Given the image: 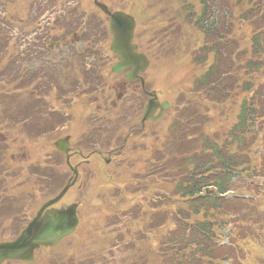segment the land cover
I'll return each instance as SVG.
<instances>
[{
  "label": "trees",
  "instance_id": "trees-1",
  "mask_svg": "<svg viewBox=\"0 0 264 264\" xmlns=\"http://www.w3.org/2000/svg\"><path fill=\"white\" fill-rule=\"evenodd\" d=\"M153 1L179 5L187 18L168 14L171 23L181 22L201 35L202 47L196 54L191 51L198 76L163 147L157 142L141 147L128 158L137 159L142 152L148 159L117 164L109 217L123 227L95 243L89 255H77L75 264H143L140 253L148 238L143 240L132 227L142 219L147 230L158 216H164V223L150 231L158 241L147 264H264V0ZM134 166L140 174L122 183V177L134 174ZM26 168H18L12 184L34 176L26 175ZM33 187L25 185V190ZM161 194L169 195L168 207L156 205ZM125 229L128 233L120 238ZM52 262L62 264L60 259Z\"/></svg>",
  "mask_w": 264,
  "mask_h": 264
},
{
  "label": "rangeland",
  "instance_id": "rangeland-1",
  "mask_svg": "<svg viewBox=\"0 0 264 264\" xmlns=\"http://www.w3.org/2000/svg\"><path fill=\"white\" fill-rule=\"evenodd\" d=\"M85 5H88V2L91 3L90 0H84ZM113 7L116 9H120L121 7H126L127 9L131 10L135 15L138 17V23L140 25V32L143 31V29L147 28V31L150 33L151 36L158 35L156 39H150L154 41L153 46H157L156 50L153 51V53H156L158 56L161 57L159 59L158 57L152 58L151 57V65L150 69L148 70L147 75H145V81H146V92L152 93L155 92L158 97L159 101H169V103L172 106V109L169 110L166 113V118L161 122L157 124H147L145 130H141L140 122L141 118L144 113V109L148 103L149 98H146L142 93L141 89L138 90L136 95L141 98L138 102H135L137 97H135L133 102V108L132 111H130V114L124 115L122 112L123 109H121V106L123 104H118L117 106V96L118 92H113V81L114 78L110 76V78H107L108 74L107 71H104V73L99 72L96 69V73L94 74V78L101 77L100 74L104 76L105 82L103 85L106 84V79L109 81V86L106 87L108 93L104 94V98L107 101V105L105 109L108 108V112H105V116L109 118L108 125V134L107 132L103 133V137H101V141L99 142V149L111 151L115 149H119V147H122L125 143L126 137L130 135V132L132 129H137L135 131L136 133H132L133 136L139 135L138 145L140 147H152L155 142H157L158 145H161L162 148L163 145L166 143L165 134L168 131V127L172 123V121L175 119L177 114V111L180 110L179 107L185 105L187 103L188 99V93L190 88L192 87L193 81L197 75L196 68L194 67L193 62L195 60V54L199 47L203 45V39L201 38V35L196 32V30L193 27H188L186 25H182L181 22L177 23H171V19L168 18V14L172 16L176 13V16L180 18H187V14L179 10V5H173L169 4L166 5L165 3L162 5H159L157 1L153 0H107ZM168 10V11H167ZM145 13V14H144ZM1 17L3 21H6L5 13H1ZM234 17H239V14L234 13ZM45 21V20H44ZM183 29V30H182ZM248 34L249 29L243 28ZM171 35V37L169 36ZM239 37H243L242 33H239ZM154 38V37H152ZM145 42V41H144ZM179 47L178 52L175 51L174 47ZM146 50L145 48H143ZM195 51V54H191V51ZM107 57H102L105 61L106 67L109 66L112 62H114V59L111 54H109L106 51ZM55 55V61L54 63L50 64V67L53 70L50 71H56L59 70V75L56 74V76L59 78V84L61 92H66L72 89L73 81L71 80L73 76L71 77V68H68L66 65H62L58 62L57 57L58 55ZM150 55V54H149ZM51 60V59H49ZM92 64L96 62L94 58H91ZM46 61V59H44ZM43 61V62H44ZM106 61H110L109 64ZM208 63H211V59L208 60ZM8 64V54L5 58V60L2 63V66ZM74 68H79L78 65H74ZM48 67V66H47ZM108 69V68H107ZM78 70V69H77ZM66 71H69L70 73H66ZM9 72V71H8ZM53 72V73H54ZM15 74H11L13 77ZM55 75V73H54ZM68 75V76H65ZM65 76V77H63ZM79 79H82L81 74L77 77ZM68 79V80H67ZM121 80V77H119ZM139 85L138 83L134 84ZM131 86V85H130ZM100 89V87L98 86ZM131 88V87H129ZM87 88H81V91H85ZM112 89V90H111ZM41 86L38 87H25L23 90L19 91L15 88H12V91H0V93L3 94L2 99H6V102H8V106L17 109V112L24 117V119H28L32 125L33 129H30L31 136L35 138L36 143L33 145H28L26 147L21 146L16 148L14 150V155L17 157L18 161L23 162L24 165H33V166H39L40 164H43L48 161L49 155L55 154L54 150L48 145V142L53 144V142L61 135L56 134H49L53 131V125L55 117L44 116V112L32 105L31 103H43L48 102L49 105L59 110L61 106L57 103V96L56 93L53 92V94L47 98H44V94L40 96H32L33 92L38 91L41 92ZM63 90V91H62ZM90 90L86 91V94L83 96H79V93L76 95H72L70 97V101L72 103H75L78 105V108H76L74 111H82L84 112H92V116L88 118L86 121L82 120L83 118L77 117L74 120L73 126L68 129L66 134H69L73 142H84V136L90 135V126L92 124V119L99 113V107H104L103 101H98L95 103L94 98L95 96H88ZM8 94L10 96H17V101L8 99ZM34 95V94H33ZM21 96V97H20ZM130 96V95H129ZM92 100V103L90 101ZM116 104V106H115ZM3 107L2 104H0V109ZM116 107V108H114ZM117 108H119L117 110ZM119 112V113H118ZM212 117V116H210ZM77 120V121H76ZM64 123V121L61 122V124ZM92 130V129H91ZM139 132V133H137ZM110 134V135H109ZM148 134L150 136H153L151 140L144 138L143 135ZM73 135V136H72ZM54 136V137H53ZM131 136V135H130ZM132 137V136H131ZM130 143V142H129ZM128 143V144H129ZM111 144V146H109ZM160 151L157 148L155 149V154ZM128 158V157H127ZM139 159H148L144 153L139 154ZM107 159V156L105 157ZM157 161V160H156ZM155 166H157L159 163H156ZM78 161H76V164ZM165 164V163H164ZM104 168V163L102 160L98 157H93L92 162L90 165L82 166L81 168V178L79 181L80 187H76L74 191H76L77 195H75V198H70L69 202H81V208L79 210L80 218L82 219V223L80 226V230L74 237L64 241L61 245H59L57 248L50 250V251H41L38 252L35 255L36 262L35 264H39L42 260H44V264H52V260L60 259V263L62 264H70L67 261V258L64 256V254L69 251L71 248L74 253H77V255H89L94 251V244L96 243L95 240L99 241L100 243L103 242L100 235H95L94 231L91 230V227L93 225H102L103 219L107 216L105 215L104 208H107V205L110 201H112L110 198L112 195L116 194L117 190L114 187V185H109L108 183L104 184V179L101 180V170ZM147 171V170H146ZM64 172V171H63ZM69 171H65V177H69L70 173ZM149 174H144L143 176H147ZM162 176L166 175L164 173H161ZM159 175V176H161ZM71 176V175H70ZM99 177V181L97 179ZM130 178V177H129ZM67 178L64 179V181H59L53 186V185H47V187L52 188L51 190H45V197H48L51 193H57L58 190L65 184ZM133 180V178H132ZM159 182H161L163 185L165 183H168V179L165 181H161L157 179ZM147 181V179H146ZM38 189V187H37ZM32 190V191H26V192H34V200L27 201L23 196H21V193L25 192H17L13 193L15 195V198L18 201H22L23 204H27V202H31V210H29L22 215H19V211H11V209H5V206L8 207V203L5 204L4 209L2 208V211L4 213L3 216H5L7 219H1L7 221V224L4 225L5 229L4 231H0V237L3 235H6L4 238L5 241H8L9 238L11 240L15 237V235L18 232V229L21 228L22 222L25 221V218H29L30 213L34 212V209H38V207L43 203L42 198L43 195L41 194V191L38 190ZM68 200L65 201L67 203ZM68 202V203H69ZM126 205H128V201H125ZM64 203V202H63ZM170 204V197L167 194H161V196L157 197L156 205L160 207H168ZM62 205V204H61ZM60 205V206H61ZM15 208H19L21 210L22 206L20 204L13 205ZM153 207L154 204H153ZM13 208V209H15ZM161 213L164 214L163 209L160 210ZM29 213V215H28ZM11 216V218H10ZM144 216V215H143ZM135 216H132L131 218H134ZM144 219H149V216ZM8 220L12 224H8ZM157 220L155 223H152L153 225L150 227V225H147L144 229L143 224L145 222L140 219L141 223L135 222V226L132 227V230L138 232L140 230V235L143 236V240H146L148 238V242H144V248L145 252L140 253V258H143V260L146 262L148 259L153 257L154 251H153V242L158 241V238L155 234H151V229L160 224L164 223V216L157 217ZM9 222V223H10ZM129 230L125 229L121 234H119V237L121 235L124 237L126 233H128ZM151 236L149 237V235ZM148 234V236H147ZM91 237V239H89ZM85 239L90 240V243L87 245H84L83 243V252H79L78 248L80 247V243ZM1 240V238H0ZM157 247V245H156ZM70 248V249H69ZM81 248V247H80ZM79 248V249H80ZM130 248V247H129ZM156 251V250H155ZM90 259V258H89ZM70 262L72 261L71 258L69 259ZM8 264V263H6ZM16 264V263H11ZM79 264V263H76Z\"/></svg>",
  "mask_w": 264,
  "mask_h": 264
},
{
  "label": "water",
  "instance_id": "water-1",
  "mask_svg": "<svg viewBox=\"0 0 264 264\" xmlns=\"http://www.w3.org/2000/svg\"><path fill=\"white\" fill-rule=\"evenodd\" d=\"M135 24L131 17L122 13H117L112 16L111 19V34L113 35L114 41L112 44V51L118 55L119 63L113 68V72H119L127 68H131L132 71L125 77L128 80H135L139 73H145L149 67V61L147 58L139 53H135L136 46L132 45L134 36ZM168 108L167 103L160 104L157 102L156 95H153L148 103L146 111L144 113L143 121L152 119V114L157 109L163 110ZM162 113L160 114L162 116ZM157 118H160L157 117ZM154 120V119H152ZM58 150L67 154L65 148L58 147ZM69 161V158L67 159ZM77 180V172L74 170V178L68 183L64 190L59 194L57 198L48 202L40 210L37 217L29 224L28 228L22 233V235L15 241L9 243L0 244V264L5 261H23L26 263H32L34 261V251L40 246L53 247L60 239V236L55 237V227L53 226L52 217L57 212L52 210L50 213L46 210L58 203L68 192ZM76 206L68 208L66 214L71 217L75 215ZM45 214V217H43ZM65 212L61 211L57 215L58 217L65 218ZM50 220V221H49ZM62 220V219H61ZM77 223L71 222L67 230H63L65 234L63 236L70 235L76 228ZM61 231V229H57ZM62 235V234H61Z\"/></svg>",
  "mask_w": 264,
  "mask_h": 264
},
{
  "label": "flooded vegetation",
  "instance_id": "flooded-vegetation-1",
  "mask_svg": "<svg viewBox=\"0 0 264 264\" xmlns=\"http://www.w3.org/2000/svg\"><path fill=\"white\" fill-rule=\"evenodd\" d=\"M95 19H97V17H93V20H95ZM56 25H57V23H56ZM103 26L105 27V32H106L107 26H105V25H103ZM101 27L102 26L98 27L97 29H95V31H97ZM37 28H38V30L43 31L44 28L48 29V25H45V26L38 25ZM55 31L63 32V29L62 28H57V27H52V32H55ZM106 36H108V33H106ZM64 37L65 38H63L62 41H60V42L57 41L56 42V45H63V47L61 49L56 50V52L58 54V57H57L58 62L61 63V64L65 62L62 65H66L68 68L72 67V65H73V69H74L73 73H74V75H77L76 71H80L81 73L83 72L84 75H82V77H83L82 80H77V77L74 76L75 80H74V84L72 85V89H70L69 91H66V92H61V89H59L60 86L58 85V82L55 80V88H56L55 91H56V96H57L56 99H57V101L63 102V103H67L69 105H76L75 103H72L70 101V97L72 95H74V94L75 95L77 94V87H81V88L85 87L87 89H85V91H81V92L79 91L80 92L79 96L85 95L86 91L90 90L89 93H88V96H95V98H94L95 103H97L98 101H101L100 99H102V101L104 102V98H103L104 96H103L102 91L99 92L98 89H96V88L92 89V90L90 88L92 86H91V81L89 80L87 72L88 71H93V69L98 64H97V60H96V62L94 64H90V65L88 64V61H90V60H88V58H87L88 49L84 48L85 45H87V43L84 40V37L79 36V38H76V43L73 42L74 44L72 43V41H70V43L66 41V38H69L68 35H64ZM102 43L105 44L104 42H102ZM88 44H90V43H88ZM136 44L138 46H140V44L137 41V39H136ZM55 48H58V46H56ZM54 49H52V50H54ZM52 50H49V49L45 50L44 51V56L49 58V59H51L53 57V54L50 53ZM107 50L109 51V47L108 46L106 47V49L103 48L102 49L103 54L106 53ZM51 60L54 63L55 60H53V59H51ZM43 61H44V59L42 57H39L38 63L40 65H43ZM74 65H78V67H80V69L77 68L78 69L77 70L76 68H74L75 67ZM99 66L100 65H98L97 67L99 68ZM6 69L8 70V66H7ZM37 70L40 72L41 75L42 74H46L45 70L43 68H38ZM56 72L59 74V70H56ZM71 75H72V73H71ZM90 76H91V74H90ZM71 80H73V79H71ZM136 82L139 85H137L136 88L132 90L133 93L136 94L135 92H137L139 89H141V92H143L146 95V97L148 98L149 92H146L144 87H142L140 80H137V81H135L133 83H136ZM128 84H130V83L122 82L120 85H118V87H121V90H120V92H121L120 98L121 99H123L125 93L127 92V89H128L127 85ZM96 93L97 94L102 93V94H100V97H99V96L96 95ZM90 103H92V100L90 101ZM101 110L104 111L103 108ZM43 114H44V116L51 115L52 117H55V118L58 117L57 119L54 120L53 130H56L55 132L58 131L57 130L58 127L62 128V127H60L61 126V119H63L64 122L70 124L71 123L70 120L75 118L74 117L75 114H73V113H68V112L67 113L63 112L62 113L61 108L59 110H53V111H50V112H47V113H43ZM78 115L81 117V115H86V113H79ZM91 116H92V112H89L87 117H85V118H90ZM93 119L96 120V122L102 124L103 120L105 119L103 112L99 111V113L95 117H93ZM65 128L66 127H63V129H65ZM100 129H102V127ZM61 142H63V146H65L67 148H68V146H71V149H75V148L78 147L77 146L78 145L77 142H73L72 143V139H71L70 136L63 137V141H61ZM125 144H126V142L124 143V145ZM5 146L6 147L4 149H0V151L2 152L1 153L2 157H5V156L8 157V145H5ZM122 148H124V147H122ZM72 152H73V154L76 153L73 150H72ZM85 163H87L86 160L81 159L79 161V163H77L75 166L80 168ZM50 223H53V222L50 221Z\"/></svg>",
  "mask_w": 264,
  "mask_h": 264
}]
</instances>
